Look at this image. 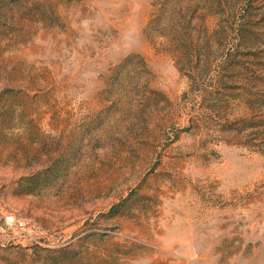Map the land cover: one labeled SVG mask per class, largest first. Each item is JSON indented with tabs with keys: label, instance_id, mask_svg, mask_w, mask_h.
I'll list each match as a JSON object with an SVG mask.
<instances>
[{
	"label": "rangeland",
	"instance_id": "374dc122",
	"mask_svg": "<svg viewBox=\"0 0 264 264\" xmlns=\"http://www.w3.org/2000/svg\"><path fill=\"white\" fill-rule=\"evenodd\" d=\"M0 264H264V0H0Z\"/></svg>",
	"mask_w": 264,
	"mask_h": 264
},
{
	"label": "trees",
	"instance_id": "16d2710c",
	"mask_svg": "<svg viewBox=\"0 0 264 264\" xmlns=\"http://www.w3.org/2000/svg\"><path fill=\"white\" fill-rule=\"evenodd\" d=\"M189 24V21H185L183 25H181V27H185L183 28V30H185L187 28V25ZM149 29H150V25H149ZM244 30L243 25H240L239 31L242 32ZM156 33L160 34V35H166L168 28H161V26H159V28L155 29Z\"/></svg>",
	"mask_w": 264,
	"mask_h": 264
}]
</instances>
